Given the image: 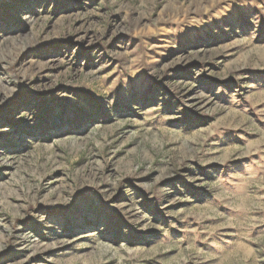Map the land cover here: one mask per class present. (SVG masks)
Returning a JSON list of instances; mask_svg holds the SVG:
<instances>
[{
    "label": "rangeland",
    "instance_id": "1",
    "mask_svg": "<svg viewBox=\"0 0 264 264\" xmlns=\"http://www.w3.org/2000/svg\"><path fill=\"white\" fill-rule=\"evenodd\" d=\"M0 264H264V0H0Z\"/></svg>",
    "mask_w": 264,
    "mask_h": 264
},
{
    "label": "trees",
    "instance_id": "2",
    "mask_svg": "<svg viewBox=\"0 0 264 264\" xmlns=\"http://www.w3.org/2000/svg\"><path fill=\"white\" fill-rule=\"evenodd\" d=\"M76 95V99H79V98H83L84 99V101H87V107L88 108H90V107H92L93 106V104L91 103V100H89V98L87 97V95H84L83 97H81V96H79L78 94H75ZM103 205H101V207H102ZM103 211H104V216H105V218H106V221H107V223L111 226V230H114L113 228H117V230H118V234H120V232H121V227H122V225L123 224H125L126 225V221H124L123 220V217L120 215V213H118V212H114V211H112V210H109V209H105V208H103ZM82 217V216H81ZM81 221H83V222H86V224H93V223H96L97 221H98V218L97 217H95V218H93V217H83V218H81ZM117 224V226L116 227H114V224Z\"/></svg>",
    "mask_w": 264,
    "mask_h": 264
}]
</instances>
